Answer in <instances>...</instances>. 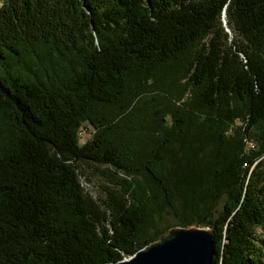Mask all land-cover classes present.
<instances>
[{
    "label": "trees",
    "instance_id": "1",
    "mask_svg": "<svg viewBox=\"0 0 264 264\" xmlns=\"http://www.w3.org/2000/svg\"><path fill=\"white\" fill-rule=\"evenodd\" d=\"M166 213L264 264V0H0V264L117 263Z\"/></svg>",
    "mask_w": 264,
    "mask_h": 264
},
{
    "label": "water",
    "instance_id": "2",
    "mask_svg": "<svg viewBox=\"0 0 264 264\" xmlns=\"http://www.w3.org/2000/svg\"><path fill=\"white\" fill-rule=\"evenodd\" d=\"M212 258L213 241L208 228L175 227L132 256L107 264H212Z\"/></svg>",
    "mask_w": 264,
    "mask_h": 264
},
{
    "label": "rangeland",
    "instance_id": "3",
    "mask_svg": "<svg viewBox=\"0 0 264 264\" xmlns=\"http://www.w3.org/2000/svg\"><path fill=\"white\" fill-rule=\"evenodd\" d=\"M92 132H93V128L89 124H85L84 127L81 129V132L79 134L80 143L83 144L87 140H89L91 138ZM91 171L92 170H89L88 172H91ZM88 178H90V182L86 178L82 181V186H83L85 192H88L91 195H93L94 197H96L100 193L99 182L96 179L95 174H93V175L88 174ZM223 202H224V199L221 200L219 202V204L217 205V207L215 209L214 217H217L218 213L222 210ZM175 204L178 208H180V203L178 201H176ZM175 227H179L177 221L175 220V218L173 217V215L171 213H166L164 215L163 222L160 223V228L163 230L165 229L166 231H163V232L166 233L167 230H169L171 228H175ZM194 227H198V226L194 223H191L188 226V228H194ZM256 236L260 240H264V235L262 234V232L259 229H256Z\"/></svg>",
    "mask_w": 264,
    "mask_h": 264
}]
</instances>
